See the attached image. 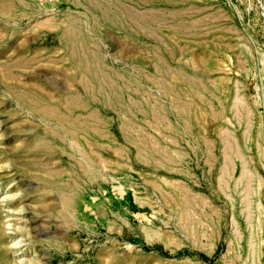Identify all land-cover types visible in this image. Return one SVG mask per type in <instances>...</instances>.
<instances>
[{
  "label": "rangeland",
  "instance_id": "1",
  "mask_svg": "<svg viewBox=\"0 0 264 264\" xmlns=\"http://www.w3.org/2000/svg\"><path fill=\"white\" fill-rule=\"evenodd\" d=\"M0 264H264V0H0Z\"/></svg>",
  "mask_w": 264,
  "mask_h": 264
}]
</instances>
